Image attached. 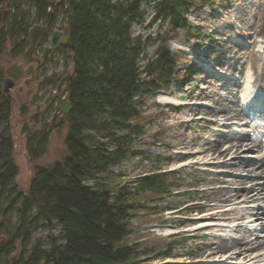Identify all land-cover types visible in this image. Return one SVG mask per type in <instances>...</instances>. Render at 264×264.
Returning <instances> with one entry per match:
<instances>
[{
    "label": "trees",
    "instance_id": "16d2710c",
    "mask_svg": "<svg viewBox=\"0 0 264 264\" xmlns=\"http://www.w3.org/2000/svg\"><path fill=\"white\" fill-rule=\"evenodd\" d=\"M21 2L0 0V58L8 40L15 42V48L28 44L29 14L13 13L8 26L2 20L5 4L18 10ZM143 2L152 3L154 21L166 26L165 36H159L160 43L144 66L146 42L131 35V27L143 21ZM214 3L64 0L61 8H54L50 0H29L38 21L54 25L60 14L65 19L69 39L59 50L71 57L72 74L64 86L72 108L66 117L65 155L36 166L28 190L22 192L16 183L19 167L10 133L12 99L2 92L5 76L0 64V264H150L169 257L188 240L173 234L170 240L149 247L133 237L137 217L162 221L164 211L182 212L187 203L162 209L157 203L173 195L177 172L161 170L162 159L157 157L154 170L122 184L109 169L138 153L133 144L149 121L142 115L146 99L183 79L177 67L181 57L164 43L176 39L178 31L188 41L196 38L199 30L191 32L188 12ZM24 133L29 159L42 158L48 148V126L36 131L26 128ZM52 221L61 227L62 235L49 236L48 250L37 244L29 251L30 232ZM176 221L177 228L185 224ZM17 251L21 253L13 260L11 255Z\"/></svg>",
    "mask_w": 264,
    "mask_h": 264
},
{
    "label": "rangeland",
    "instance_id": "374dc122",
    "mask_svg": "<svg viewBox=\"0 0 264 264\" xmlns=\"http://www.w3.org/2000/svg\"><path fill=\"white\" fill-rule=\"evenodd\" d=\"M50 1L54 8H61L64 0ZM235 8L241 9L248 26L239 27L236 24L238 23L240 26L241 24L237 20H235L236 23L230 21L228 16ZM142 9L145 10L143 21L131 27V35L140 37L142 41L146 42V53L141 61L144 66L154 55L160 43L159 36H165L166 26L159 21H154L152 3L145 4L143 2ZM59 10L63 11V8ZM52 11L53 9L47 10V12ZM13 13L18 14L19 17L29 14V30L35 24H49L47 20L38 21L36 19L35 10L30 7L29 0H22L18 10L13 5L5 4L3 6L2 20L5 25L8 26ZM187 21L192 33L194 30H199L196 38L188 41L183 31H178L176 39H168L164 43V47L181 57L177 67L180 73L184 74L183 79L173 84L168 90L161 89L146 99L142 115L149 121L144 124L141 135L135 138L133 144L138 153L129 155L120 166L109 169L112 178L122 184L134 181L143 172L154 170L158 165L155 160L157 157L162 159L159 163L161 170L177 172L174 175L178 179L173 188V195L161 199L157 203L159 209L175 205L182 207L187 203L182 207L183 209L181 208L182 212L179 214L178 209L164 211L162 221H151V218L146 216L137 217L133 221L135 226L133 237L140 239L143 245L149 247L170 240V236L173 234H180L181 238L184 236L188 240L175 247L169 257L159 258L156 261H151L150 264H195L204 259L202 251L210 241L208 239L210 235H224V232L218 230H200L199 227L202 225L191 223L200 219L202 215H206L215 204L208 182L211 179L210 173L219 170L213 167L208 169L192 163L187 164L188 162L183 165L176 161L177 142L190 141L192 144H196L199 141L203 142V139L212 134L210 129L212 118L202 117L200 111L194 113L186 110L184 103L211 105L206 97L215 91V84L223 85L221 81L224 80L232 81L234 88L237 89L238 99L235 104L239 107L244 99L255 96L257 94L255 92L264 91L258 83L251 84L256 88L245 89L247 82L249 80L255 82L261 72V61L259 60V49L261 48L257 43L264 41V0H248V2L246 0H216L213 6L190 10L187 14ZM49 25L51 30L65 29L63 14L57 17L54 25ZM235 28L237 30L245 29L249 35L243 37L240 34H231L225 31L228 29L234 31ZM14 43L12 40L7 41L0 58V64L4 70V79L10 77L16 81L12 91L8 94L12 99L10 133L14 141V158L19 167L16 183L22 192H26L36 166L49 165L56 160H61L65 155L64 138L68 130L67 121L65 119L58 126H51L58 100L67 97L64 82L72 74V62L65 50L58 49L51 52L53 49L49 38L39 45L40 47L36 50L37 54H34L39 62H32L29 66L22 67L16 60L22 52L26 51L29 43L19 48H15ZM203 60L206 62L211 60V63L203 65L201 64ZM215 60L221 61V64L213 66ZM36 67L37 71H35L33 80L31 73ZM214 67L215 70L212 71ZM30 91L32 93L29 95ZM160 94L171 99L161 101L157 97ZM252 117L246 116L244 121H234L235 126L227 124L230 125L231 130L245 131L254 136L252 126L244 124ZM238 123L239 125H237ZM43 126H48L50 134L46 154L38 160L31 161L27 154L24 130L26 128L34 131L41 130ZM90 134L94 133L90 132ZM182 157L186 158L184 155ZM189 159L194 158L190 157ZM122 172L124 176L120 177ZM172 178L173 176L169 180ZM186 192L192 194L188 195ZM112 196L115 194L113 193ZM225 217L232 218L234 214L215 216L212 218V223L226 222L227 227H233L232 221H226ZM177 219L191 222L183 228H176ZM259 229H264V227H259ZM30 235L29 251L33 250L37 244L48 250L50 249L49 236H61L62 229L57 222L52 221L51 224H44L41 229L31 231ZM20 253V251L15 252L11 258L14 260ZM210 261L212 262L206 264H219L217 259Z\"/></svg>",
    "mask_w": 264,
    "mask_h": 264
},
{
    "label": "bare ground",
    "instance_id": "6f19581e",
    "mask_svg": "<svg viewBox=\"0 0 264 264\" xmlns=\"http://www.w3.org/2000/svg\"><path fill=\"white\" fill-rule=\"evenodd\" d=\"M228 18L231 22L237 20L241 24H236L239 27L249 25L240 8L232 9ZM225 31L243 37L249 35L245 29ZM261 43V72L254 83L261 85L264 90V43ZM204 61L201 64L211 63V60L205 63ZM217 64H221V61L215 60L213 66H218ZM221 82L223 85L215 84V91L206 97L211 105L184 103L186 110L194 113L200 111L202 117L212 118L211 136L196 144L190 141H179L176 144V161L179 164L188 162L187 164L219 170L210 173L211 179L208 182L215 204L200 219L234 214L232 218L225 217L226 221H232L234 224L231 228L226 226V222L202 224L203 227L208 226L209 230L224 232V235H210V241L202 251L204 259L195 264H206L212 262L211 259H217L219 264H264V229H259L264 227V111L258 113L261 123L254 119L244 123L252 126L254 136L245 131L231 130L227 123L235 126L234 121H244L246 115L251 112L250 108L246 111L249 106L246 99L243 100L241 108L236 106L238 92L233 82ZM249 84L251 83L249 82L248 86L246 84V90H250ZM157 97L161 101L171 99L163 94ZM260 105L261 101L251 106L258 108ZM183 155L186 158H183ZM190 157L194 159H189ZM240 205L243 206L238 207Z\"/></svg>",
    "mask_w": 264,
    "mask_h": 264
},
{
    "label": "water",
    "instance_id": "95a60500",
    "mask_svg": "<svg viewBox=\"0 0 264 264\" xmlns=\"http://www.w3.org/2000/svg\"><path fill=\"white\" fill-rule=\"evenodd\" d=\"M47 33V26L46 25H40L35 24L33 25L30 30L28 31V43L29 46L26 49V51L20 55L16 62L21 65L22 67L29 66L32 62H39L37 58L34 57V54L36 53V50L38 49L43 37ZM62 33L58 30L53 31L52 33V49L56 50L59 45L65 44L67 40L69 39V34L63 36L61 38ZM61 38V39H60ZM15 85V80L7 77L2 82V92L4 94H10L13 87ZM31 92H29L30 95ZM71 103L68 99V97L60 98L57 102L56 108H55V114L53 117V122L51 127L58 126L63 120L66 119L68 114L71 111Z\"/></svg>",
    "mask_w": 264,
    "mask_h": 264
},
{
    "label": "flooded vegetation",
    "instance_id": "af4514ba",
    "mask_svg": "<svg viewBox=\"0 0 264 264\" xmlns=\"http://www.w3.org/2000/svg\"><path fill=\"white\" fill-rule=\"evenodd\" d=\"M46 26H47V33H46V35L43 37V39H42V41H41V43H40V45L42 44V42L43 41H45V40H47V39H51V44H52V33H53V31H55V30H51V26L48 24L47 25V23L45 24ZM58 31H60L61 33H62V36H61V38H63V36H65V35H67L68 33H67V31L65 30V29H61V30H58ZM60 38V39H61ZM68 43V40H67V42L65 43V44H61V45H59L58 46V48L56 49V50H52L51 52H53V51H57L58 49H60V48H62L63 46H65L66 44ZM40 47V46H39ZM25 52V51H24ZM24 52H22V54L24 53ZM21 54V55H22ZM35 54H37V52L35 53ZM40 65V64H39ZM38 65V66H39ZM39 69H40V66H39ZM38 69V70H39ZM35 71H37V67L35 68V69H33V71H32V73H31V78L34 80L35 79ZM32 80V81H33ZM16 82V81H15ZM31 93H32V91H30ZM30 93V94H31Z\"/></svg>",
    "mask_w": 264,
    "mask_h": 264
}]
</instances>
